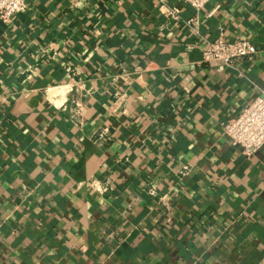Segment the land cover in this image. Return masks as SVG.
Returning a JSON list of instances; mask_svg holds the SVG:
<instances>
[{"label":"crops","instance_id":"0c3cea01","mask_svg":"<svg viewBox=\"0 0 264 264\" xmlns=\"http://www.w3.org/2000/svg\"><path fill=\"white\" fill-rule=\"evenodd\" d=\"M165 2L0 19V264H264V145L224 132L264 89V0ZM221 28L255 57L203 61Z\"/></svg>","mask_w":264,"mask_h":264},{"label":"built area","instance_id":"2783aa9c","mask_svg":"<svg viewBox=\"0 0 264 264\" xmlns=\"http://www.w3.org/2000/svg\"><path fill=\"white\" fill-rule=\"evenodd\" d=\"M193 6L197 11L204 9L210 0H183ZM28 0H0V19L11 25L17 14L26 10ZM161 8L174 19L180 18V11L175 6L167 5L165 0H160ZM190 29L199 34L197 21H187ZM205 47L202 59L205 62L223 63L226 67H235L238 61L253 59L258 52L257 47L248 39H230L221 28L219 35L214 39H203ZM224 132L233 145L241 148L245 155H252L264 145V89L254 101L249 103L244 110L228 119L224 123Z\"/></svg>","mask_w":264,"mask_h":264}]
</instances>
